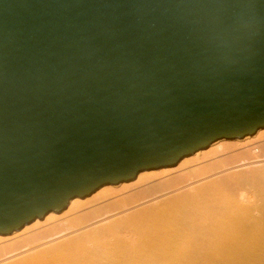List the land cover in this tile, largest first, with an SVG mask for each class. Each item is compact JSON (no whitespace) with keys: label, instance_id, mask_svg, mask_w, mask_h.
Masks as SVG:
<instances>
[{"label":"water","instance_id":"1","mask_svg":"<svg viewBox=\"0 0 264 264\" xmlns=\"http://www.w3.org/2000/svg\"><path fill=\"white\" fill-rule=\"evenodd\" d=\"M264 129V0H0V235Z\"/></svg>","mask_w":264,"mask_h":264},{"label":"bare ground","instance_id":"2","mask_svg":"<svg viewBox=\"0 0 264 264\" xmlns=\"http://www.w3.org/2000/svg\"><path fill=\"white\" fill-rule=\"evenodd\" d=\"M0 264H264V129L0 235Z\"/></svg>","mask_w":264,"mask_h":264},{"label":"rangeland","instance_id":"3","mask_svg":"<svg viewBox=\"0 0 264 264\" xmlns=\"http://www.w3.org/2000/svg\"><path fill=\"white\" fill-rule=\"evenodd\" d=\"M177 167V166H176Z\"/></svg>","mask_w":264,"mask_h":264}]
</instances>
